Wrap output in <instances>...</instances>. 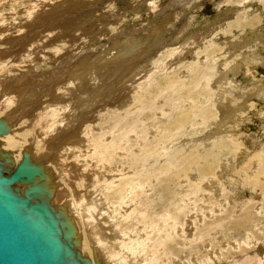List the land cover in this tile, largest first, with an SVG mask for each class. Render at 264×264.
Segmentation results:
<instances>
[{
	"label": "rangeland",
	"instance_id": "rangeland-1",
	"mask_svg": "<svg viewBox=\"0 0 264 264\" xmlns=\"http://www.w3.org/2000/svg\"><path fill=\"white\" fill-rule=\"evenodd\" d=\"M4 51L0 81L13 82H0V107H13L0 116L25 142L9 152L2 136L0 150L52 168L82 255L264 264V164L237 159L264 105V0H0ZM36 117L47 120L37 134ZM38 140L39 153L26 147ZM85 221L116 260L88 241Z\"/></svg>",
	"mask_w": 264,
	"mask_h": 264
},
{
	"label": "water",
	"instance_id": "water-1",
	"mask_svg": "<svg viewBox=\"0 0 264 264\" xmlns=\"http://www.w3.org/2000/svg\"><path fill=\"white\" fill-rule=\"evenodd\" d=\"M12 128L0 116V137ZM54 190L49 171L28 150L17 163L0 150V264H99L95 254L79 251L74 221L52 200Z\"/></svg>",
	"mask_w": 264,
	"mask_h": 264
},
{
	"label": "bare ground",
	"instance_id": "bare-ground-1",
	"mask_svg": "<svg viewBox=\"0 0 264 264\" xmlns=\"http://www.w3.org/2000/svg\"><path fill=\"white\" fill-rule=\"evenodd\" d=\"M92 4V3H91ZM237 29V28H236ZM56 46V45H55ZM2 52V51H1ZM9 52V51H8ZM8 52H6V51H4L3 53H0V57H3V56H6V54H7V56H8ZM120 52V51H119ZM10 54V53H9ZM12 54H10V56H11ZM80 58V57H79ZM2 64V59H0V65ZM1 67V66H0ZM1 82V85H2V88H3V91H5L6 89H7V87H9L10 86V84H12V79L11 78H8L7 76L6 77H2V81H0ZM161 85V84H160ZM14 93V92H13ZM52 93V92H51ZM1 96V95H0ZM142 97V96H141ZM137 98H138V96H137ZM4 101V100H3ZM15 102V101H14ZM2 104V103H1ZM0 104V105H1ZM10 105L12 106V104H5L4 106H2V107H0L1 109V113L3 112V111H5V110H7L8 108L10 109L11 107H10ZM13 107V106H12ZM2 108H5V109H2ZM0 113V114H1ZM10 114V113H9ZM13 115V113L10 115V117ZM47 116V115H46ZM30 118H32V117H30ZM37 118V117H36ZM29 120H31V119H29ZM37 120V121H36ZM35 121H33V120H31L30 122H28V127H30L36 134L39 132V129L41 128H43L44 126H45V124L47 123V120L46 119H39L38 120V118L36 119ZM24 124V123H23ZM20 125H21V123H20ZM22 126V125H21ZM26 126V125H25ZM50 126V125H49ZM27 127V126H26ZM51 127V126H50ZM49 127V128H50ZM20 129H22V128H20ZM24 129H26V128H24ZM53 129V128H52ZM12 131V130H11ZM17 131H18V129H17ZM30 132V131H29ZM14 133H16V132H14ZM40 133V132H39ZM169 133V132H168ZM13 134V133H12ZM17 134V133H16ZM45 134L47 135V133L45 132ZM44 134V135H45ZM72 134H73V132H72ZM24 135L25 134H21V135H19V136H6L4 139H3V141L5 142V146L7 147V150L10 152L11 151V149L13 150L14 149V147H15V145L17 144V143H21V144H23V142H25L24 140ZM109 135V134H108ZM28 136V135H27ZM34 136H36V135H33V137L32 138H34ZM141 136H142V134H141ZM2 137V136H1ZM0 137V138H1ZM70 137H72V136H70ZM27 138V137H26ZM37 138V137H36ZM35 140H37V139H35ZM29 141H27V143H28ZM154 142V141H153ZM156 142V141H155ZM123 143V142H122ZM29 144V143H28ZM34 142H30V144L28 145V146H26L27 148H29V146H31L30 148H35L36 150H37V152L39 153V150H40V146H41V148H42V142L41 141H37L34 145ZM134 144V143H133ZM27 145V144H26ZM146 145V144H145ZM17 146V145H16ZM25 146V145H24ZM142 146V145H141ZM25 147V148H26ZM118 147V146H117ZM147 147V146H146ZM145 147V148H146ZM144 148V149H145ZM2 149H5V147H2ZM24 150V149H23ZM93 150V149H92ZM30 151V150H29ZM70 151V150H69ZM68 151V152H69ZM35 152V151H34ZM154 152V151H153ZM19 153L21 154V157H20V159H18L19 158ZM36 153V152H35ZM37 153V154H38ZM70 153V152H69ZM147 153V152H146ZM34 154V153H33ZM89 154H93L92 152L91 153H89ZM156 154V153H155ZM47 156V159H49V158H51V157H49L48 155H46ZM12 159H13V161H15V160H21L22 159V152H17V153H13V155H12ZM78 157V156H77ZM77 157L75 156L74 158H76L77 159ZM34 159V158H33ZM94 159V158H93ZM99 158H97V160H98ZM50 160V159H49ZM78 160V162L81 160V159H77ZM95 160V159H94ZM96 160V161H97ZM18 161V162H19ZM82 161V160H81ZM96 161H92V162H96ZM100 161V163H101V159L99 160ZM105 161V160H104ZM50 162V161H49ZM91 162V163H92ZM107 161H105V163H106ZM98 163V162H97ZM103 163V162H102ZM94 163H92V165H93ZM104 164V163H103ZM107 164V163H106ZM53 165H55V168H54V170H58V172H56V173H63V170L62 169H66V166L65 165H63V164H55V163H53ZM85 166H87V163H85L84 164ZM88 165H90V163H88ZM100 165H102V164H100ZM100 165H96V166H100ZM91 166V165H90ZM94 166V165H93ZM103 166V165H102ZM54 167V166H53ZM48 171H49V175L51 176V179L53 178V179H55V177H54V175L52 174V172H53V170H52V168L51 167H45ZM62 168V169H61ZM97 168V167H96ZM100 168H101V166H100ZM100 168H98V169H100ZM88 169V167H86V170ZM92 169H94V168H92ZM92 169H91V171H92ZM105 169V168H104ZM104 169H101V171L102 170H104ZM110 169V168H109ZM108 169V170H109ZM108 170H106V171H108ZM105 171V172H106ZM111 171V170H110ZM174 172V171H173ZM176 173V172H175ZM117 174V173H116ZM84 175H86L87 176V174L85 173ZM108 175V174H107ZM119 175V174H118ZM56 176V175H55ZM91 176H93V171H92V175ZM109 176H110V174H109ZM61 177H63V176H58L57 175V179L59 178V180L58 181H60L61 180ZM65 177V176H64ZM83 179V178H82ZM85 179V178H84ZM84 181V180H83ZM168 181V180H167ZM54 182V181H53ZM59 184H60V182H58ZM62 184V183H61ZM86 184H89V183H86ZM96 184V183H95ZM85 187H86V189H87V185H85ZM92 192V191H91ZM82 196V195H81ZM80 196V197H81ZM58 198V197H57ZM53 200V199H52ZM54 204V203H53ZM78 208H79V206H78ZM85 210V211H84ZM113 210V209H112ZM81 213V215H84V212H86V209H83L82 208V210L80 211ZM83 213V214H82ZM88 213V212H87ZM87 213H85V214H87ZM104 214V213H103ZM87 218L86 217V215H84L83 216V218ZM91 217V216H90ZM93 217V216H92ZM88 219H89V216H88ZM87 219V220H88ZM91 219V218H90ZM94 219V218H93ZM93 219H92V221H93ZM84 221V220H83ZM91 221V222H92ZM97 220L95 219L93 222H96ZM91 222L90 221H85V224L86 225H88V224H90L89 226H90V231H89V233H86L87 235V238H88V241L90 240V242H91V244L92 243H94L95 244V242L94 241H97V244L96 245H98V240H100V241H102L101 243H100V245H99V247H101V246H103L104 245V243L107 245V244H109L107 241H103L104 240V238H103V240H101L102 238V236H97V234H100V232H98V231H101V229H99L98 231H97V229H95V228H97V227H95L96 225H98L97 223H95V225H92L91 224ZM92 222V223H93ZM101 222V221H100ZM85 225V227H87ZM95 227V228H94ZM110 230V229H109ZM92 231V232H91ZM105 231H107V230H105ZM94 235H93V234ZM114 233V232H113ZM125 233H127V232H125ZM102 234V233H101ZM109 234V233H108ZM130 234V233H129ZM96 235V236H95ZM105 236H107V234H104ZM110 235V234H109ZM112 235V234H111ZM114 235V234H113ZM127 235V234H126ZM125 235V236H126ZM128 236V235H127ZM126 236V237H127ZM135 236V235H134ZM110 237V236H109ZM108 237V238H109ZM121 237V236H120ZM131 237V236H130ZM130 237H128V238H130ZM118 238V237H117ZM112 239V238H111ZM110 239V240H111ZM119 239V238H118ZM122 239V238H121ZM126 239V238H125ZM123 240V239H122ZM120 241V240H119ZM129 241V240H128ZM104 242V243H103ZM116 243V242H115ZM117 244V243H116ZM119 244H122V243H119ZM110 245V244H109ZM109 245H107V246H109ZM113 245V244H112ZM95 246V245H94ZM116 246H118V244L116 245ZM110 247H111V245H110ZM108 248L107 247V249H111V250H108V252L109 253H107V251L105 250V252L107 253V254H109V255H113V254H115L114 256L116 257L115 258V260L118 258L117 256H120V254L118 253V248L117 247H114V245H113V247H111V248ZM96 248V247H95ZM97 248H98V246H97ZM102 248V247H101ZM117 248V249H116ZM93 249H94V247H93ZM95 250H97V249H95ZM101 250V249H100ZM110 251H112V252H110ZM114 251V252H113ZM97 252H99L98 250H97ZM114 256H111V257H114ZM127 258V257H126ZM112 259V258H111ZM128 259V258H127ZM130 259V258H129ZM119 260H120V258H119ZM108 262H112V261H108ZM120 263V262H119ZM127 263L128 264H130V262H129V260L127 261ZM111 264V263H110Z\"/></svg>",
	"mask_w": 264,
	"mask_h": 264
},
{
	"label": "crops",
	"instance_id": "crops-1",
	"mask_svg": "<svg viewBox=\"0 0 264 264\" xmlns=\"http://www.w3.org/2000/svg\"><path fill=\"white\" fill-rule=\"evenodd\" d=\"M264 84V82H263ZM262 100L261 102L264 103V95L263 97H261ZM248 109L251 110V106L248 105L247 107ZM255 109H253V111H251V113L254 114L255 119H254V123H252L250 120H248V122H251L250 124H252V126H250L249 123H247L248 127L251 128H255L256 131L253 133L252 137H251V144L250 146H246L244 148H240V154L238 155L237 159L239 162V164L244 165L246 164V162L248 164H264V105L263 107H260V109H256V105L254 106ZM235 111L238 112L240 111V109L238 108V110H236L233 107V112ZM218 115V112H217ZM238 116V117H237ZM245 112H241L240 114H236V116H232V118L230 120H226L225 123L226 124H233L234 123V117L237 118L236 124H239L242 120H245ZM249 118V116H248ZM255 124V125H254ZM238 125H235V127H237ZM239 133L238 134V138L236 139V134H233L234 140H238L240 141V143L243 145L244 142H246L245 139V134L242 132H240L239 129ZM244 141V142H242ZM247 149V150H244ZM263 156V158H261Z\"/></svg>",
	"mask_w": 264,
	"mask_h": 264
}]
</instances>
